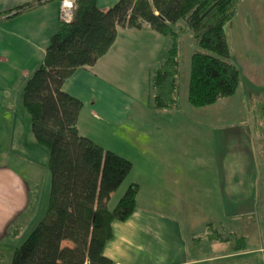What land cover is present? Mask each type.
<instances>
[{"label":"crops","instance_id":"0c3cea01","mask_svg":"<svg viewBox=\"0 0 264 264\" xmlns=\"http://www.w3.org/2000/svg\"><path fill=\"white\" fill-rule=\"evenodd\" d=\"M32 1L40 2L15 13ZM117 1L97 0V6L104 11ZM59 4L60 0H0V15H12L0 20V153L7 143L6 155L11 161L0 164V246L3 239L11 238L7 234L10 229L22 227L25 217L29 216L28 223H33L35 217L42 215L48 199L50 174H44L40 182L38 159L33 153L39 145L14 89L20 92L42 62L49 38L61 23ZM169 45L167 37L147 26L141 30L117 27L116 39L108 52L93 66L78 68L62 84V91L83 105L76 124L78 134L132 164L126 183L115 192L124 188V193L131 184L139 188L132 216L112 225L113 239L106 244L104 256L113 264H140L145 260L140 249L148 244L149 234L164 241L167 233L174 238L178 223L179 229L192 231L204 225V237L197 238L202 241L206 240L209 224L222 232L226 231L227 221L234 225L230 230L233 234L239 236L244 231L247 252L264 253V246L257 242L259 221L264 222V140H254L244 124L220 134L214 139L212 166L202 172L200 186H195L188 170L193 165L191 168L186 159L178 162L173 155H191L185 145H180L178 129L163 128L164 113L150 108L152 95L147 74ZM10 68L11 76L7 74ZM195 195L207 203L203 202L200 208L195 206ZM168 200L174 201L172 206ZM110 201L111 197L108 207ZM151 201L156 208L150 206ZM196 216H204L206 221L196 222ZM171 242L178 243L176 238ZM174 246L173 263L184 264L177 261L183 250L178 244ZM223 257L207 258L206 262Z\"/></svg>","mask_w":264,"mask_h":264},{"label":"trees","instance_id":"16d2710c","mask_svg":"<svg viewBox=\"0 0 264 264\" xmlns=\"http://www.w3.org/2000/svg\"><path fill=\"white\" fill-rule=\"evenodd\" d=\"M39 2L22 5L15 13ZM238 2L118 0L102 11L97 0H75L72 21L60 23L50 36L42 62L23 85L22 108L30 118L31 133L48 151L50 187L43 218L14 249L10 264H113L104 256L106 244L113 239L112 225L126 222L136 209L137 184L129 185L109 209L111 195L132 164L78 134L83 105L62 91L63 82L108 52L117 27L141 30L147 26L170 41L165 55L147 74L150 108L177 109L180 40L188 29L200 51L191 56L187 100L195 108L213 105L232 96L239 83L238 69L227 60L224 33ZM11 16L1 14L0 20ZM218 231L209 224L206 240H230ZM18 233L14 227L7 234L16 237ZM233 249L234 254L247 251L245 236L234 239Z\"/></svg>","mask_w":264,"mask_h":264},{"label":"rangeland","instance_id":"374dc122","mask_svg":"<svg viewBox=\"0 0 264 264\" xmlns=\"http://www.w3.org/2000/svg\"><path fill=\"white\" fill-rule=\"evenodd\" d=\"M180 25H183V23ZM224 33L229 50L227 60L239 71V83L235 93L232 96L219 99L213 105L202 108H195L188 103L187 93L191 56L195 52L200 51V48L192 33L187 29L181 34L178 56L180 62L178 108L172 110H152L156 111V113H164L161 116L163 128L178 129L177 139L180 141V145L183 144L188 148L191 155L189 158L188 156L183 158L182 155L175 154L176 152L173 155L178 162L186 159L188 161L187 164L191 168L194 167L188 170L192 174L193 181L197 187L200 186L199 183L204 178L202 172H206L212 166L214 139L219 137L220 134L228 133L236 129L240 124H244L249 130L248 134L254 140H264V0H239L235 15L230 23L224 27ZM10 69H8L7 74L11 76L13 70ZM22 93L23 88L20 89V92L18 88L14 89V95L18 96L19 106H22ZM156 119L158 121L159 118L156 117ZM5 145L1 147L3 153H0V164H10L11 162L10 159H7L6 155L8 154L7 148L9 145L7 143ZM38 148L39 152L34 150L33 153L38 159V173L41 182L43 181L42 176L44 174L47 176L46 174H48V151L42 146H38ZM172 150L169 149L170 152ZM42 187L43 189L41 190H44V186L41 183L40 188ZM123 189L121 188V190L111 195L109 209L114 208L123 194ZM47 196L48 192L46 191V198H48ZM197 199V195H195V206L199 208L203 207V202L205 201ZM153 202L151 201L150 206L156 208L157 206ZM46 203L47 201H45L43 206V212L41 210L42 215L35 217L33 223H28L27 219L29 216L25 217L22 221V227H19L20 230L17 236L1 241L0 253L2 256L0 264H10L14 249L22 244L37 222L43 218ZM173 203L174 201L172 200L167 201L169 206H172ZM166 218L172 217L166 216ZM195 219L196 222L200 220L206 221L204 216H196ZM171 222L174 221L172 220ZM224 225L226 231L223 230L222 235L230 238V240L222 242L198 241L197 238L204 233V225L201 228L196 227L192 231V229L188 230L184 227L179 229L178 223L176 224L178 232L174 233V238L172 234L167 233L164 236V241L155 239L153 234H149L147 236L148 244L146 246L143 245L140 249L142 251L139 254L145 258L140 264H175L173 263L176 257L174 256V244L179 245L180 251L183 250L181 254L179 253L180 255H177L179 259L177 261H181L184 264L190 261L195 262L188 264H264L263 252L256 254L253 252L252 254L251 252H247V250L243 256L234 257V239L237 235L230 231L234 229V225L229 221ZM241 234L244 236V231H241L238 235L241 236ZM257 235L258 245L264 246V222L262 220L261 223L259 221ZM175 238L178 243L173 242L172 245L171 240ZM253 244L252 246L250 245L251 249L254 246ZM247 248L249 247L247 246ZM218 255L224 257L219 260H209L206 262L207 258Z\"/></svg>","mask_w":264,"mask_h":264},{"label":"built area","instance_id":"2783aa9c","mask_svg":"<svg viewBox=\"0 0 264 264\" xmlns=\"http://www.w3.org/2000/svg\"><path fill=\"white\" fill-rule=\"evenodd\" d=\"M75 0H60L58 16L61 23H70L73 18Z\"/></svg>","mask_w":264,"mask_h":264}]
</instances>
